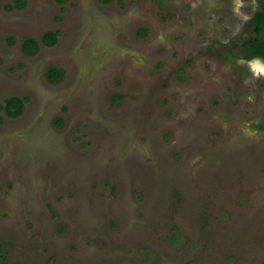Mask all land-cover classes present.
Instances as JSON below:
<instances>
[{
    "label": "rangeland",
    "instance_id": "obj_1",
    "mask_svg": "<svg viewBox=\"0 0 264 264\" xmlns=\"http://www.w3.org/2000/svg\"><path fill=\"white\" fill-rule=\"evenodd\" d=\"M15 1L0 103L29 102L0 123V264H264L259 1Z\"/></svg>",
    "mask_w": 264,
    "mask_h": 264
},
{
    "label": "trees",
    "instance_id": "obj_2",
    "mask_svg": "<svg viewBox=\"0 0 264 264\" xmlns=\"http://www.w3.org/2000/svg\"><path fill=\"white\" fill-rule=\"evenodd\" d=\"M68 0H57L59 3H65ZM108 1V0H107ZM259 1V9L252 18L254 27V36L250 37L242 47L243 57L246 61L260 58L264 60V0ZM27 6L26 0H16L14 5L8 6L9 10L17 8L19 10L25 9ZM140 36L144 37L145 32H141ZM60 37V32H47L43 35L41 43L46 47H54L57 45ZM14 43V40L11 42ZM21 51L27 57H34L40 52V44L32 38L25 39L21 44ZM62 72L58 69L51 68L47 73V79L51 83H57L62 79ZM29 102L28 97H12L0 103V123L3 118L17 119L20 118L26 109ZM58 126L63 125V121L59 120Z\"/></svg>",
    "mask_w": 264,
    "mask_h": 264
}]
</instances>
